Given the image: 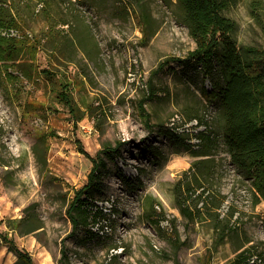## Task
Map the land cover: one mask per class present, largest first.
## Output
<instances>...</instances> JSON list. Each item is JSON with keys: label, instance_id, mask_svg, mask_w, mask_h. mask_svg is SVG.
<instances>
[{"label": "rangeland", "instance_id": "374dc122", "mask_svg": "<svg viewBox=\"0 0 264 264\" xmlns=\"http://www.w3.org/2000/svg\"><path fill=\"white\" fill-rule=\"evenodd\" d=\"M24 1L32 7L24 22L0 25V38L26 46L19 60L0 57V136L11 165L0 176V232L34 264H64L63 244L70 264H229L244 250L264 254V201L257 202L251 180L223 147L209 157L215 163L207 164L208 176L195 168L208 158L194 153L200 150L195 134L205 126L189 117L200 115L219 132L220 106L200 61L171 62L186 60L197 48L177 0ZM223 15L236 23L233 38L240 51L264 50V0H240ZM3 18L14 19L9 13ZM25 59L33 62L26 77L15 67ZM219 69L215 64L214 71ZM65 80L72 83L80 121L58 96ZM169 130L186 136L192 148L175 142ZM119 143L121 156L107 161L95 198L108 212L101 221L104 236L90 233L102 232L98 226L84 224L72 235L68 210L75 191L87 183L92 158L105 144ZM200 185L206 195L227 197L220 210L215 199L207 211L197 203ZM187 187L193 192H185ZM181 189L192 208L203 210L195 220L178 207ZM219 213L233 226L221 245L214 222ZM150 215L161 221L162 232ZM22 217L23 230L40 229L26 234L7 227L8 220ZM17 262L0 237V264H23Z\"/></svg>", "mask_w": 264, "mask_h": 264}, {"label": "trees", "instance_id": "16d2710c", "mask_svg": "<svg viewBox=\"0 0 264 264\" xmlns=\"http://www.w3.org/2000/svg\"><path fill=\"white\" fill-rule=\"evenodd\" d=\"M239 1L177 0L181 11V20L189 29L191 37L196 41L197 48L189 54L186 60L172 58L171 62L177 61L188 65L193 60L200 61L205 71V77L211 79V83L215 88L212 93L218 98L220 106L217 117L219 132L211 130L209 123L200 115L189 117V121L196 120L198 122L197 125L205 126L204 130L195 134L200 149L194 151L195 156L208 157L195 163L197 173L203 177L208 176L210 170L207 164L215 163V159L209 157L213 156L214 152L220 147H223L224 151L229 155L231 163L246 178L251 180L254 193L258 196L257 202H260L261 200L264 201V77L261 69V61H264V50L254 47H243L241 51L238 49L233 38L236 23L224 16L223 12L237 5ZM31 8L30 2H25L24 0H0V25L4 27L20 26L24 22L25 11H30ZM7 13L12 15L14 19H11V21L5 20L3 17ZM24 47H26L25 43L14 38H0V57L4 61L17 60V56ZM251 54L254 55L253 58L250 57ZM169 62L160 64L152 72L151 76H156L162 72L165 64ZM32 64L31 59H25L17 62L15 67L22 76L26 77L27 71H29L26 67H31ZM215 64L220 66V69L216 72L214 71ZM43 72L50 74L46 70ZM60 86L62 87L58 92L60 100L65 108L76 117V121H80L83 115H77L70 91L72 83L65 80L60 82ZM202 92L208 98L212 95L207 93L204 88H202ZM150 95H155V93ZM142 112L143 119L148 121L149 116L144 112V109ZM167 134L178 144L189 149L192 148L191 144L187 143L186 136L173 132V130H169ZM122 146V143L115 146L105 144L96 157L92 158L93 166L88 175L87 183L75 191L68 210L73 222L72 235L77 232L82 224L86 228L98 226L101 230L104 229L101 221H107L108 212L95 204L96 192L102 191L104 176L106 175L105 171L108 167L107 161L114 160L116 156H121ZM3 149L6 150V146L0 136V176L2 175V169L11 166L5 157ZM81 152L90 157L83 149ZM126 183L130 184L131 182L129 180ZM199 188L203 189V192L197 195V203L202 202L204 210L207 211L210 210L212 204L214 205L212 199H215L217 200L216 209L220 210L227 197L220 192L214 195H206L207 191L201 185ZM188 190L193 192L188 187L185 192ZM185 192L181 189L177 193L180 201L178 207L185 218L195 220L202 214L203 210L198 209V204L195 208H192L185 197L187 195ZM230 215L232 218L234 213L232 212ZM227 219L225 217L221 218L220 213L215 216V226L220 230L217 240L219 245L223 244L233 231V226L227 223ZM148 220L159 232L164 230L160 220H155L152 215L149 216ZM25 221L26 217L8 220L7 227L15 232L26 234L40 229V226H38L23 230L22 226ZM174 229L176 232V227ZM92 231L93 228L90 229V233L94 235L97 233L98 237H102L105 234L104 230H102L103 234L100 233L101 231ZM0 237L3 243L8 245L9 251L14 252L18 256V262L34 264L29 253L21 250L14 240L9 237L8 233L0 232ZM173 243L176 244V240H173ZM61 252L62 262L70 264L67 260V247L65 244L62 246ZM255 255H258L262 259V264H264V254H256V252L251 250L240 252L237 258L229 264H249L251 257Z\"/></svg>", "mask_w": 264, "mask_h": 264}, {"label": "built area", "instance_id": "2783aa9c", "mask_svg": "<svg viewBox=\"0 0 264 264\" xmlns=\"http://www.w3.org/2000/svg\"><path fill=\"white\" fill-rule=\"evenodd\" d=\"M178 119H180V117L178 115H176V118H173L172 124L174 125ZM196 123H198V122L196 121ZM101 234H103V232H101ZM249 264H262V259L258 255H255V256L251 257Z\"/></svg>", "mask_w": 264, "mask_h": 264}]
</instances>
